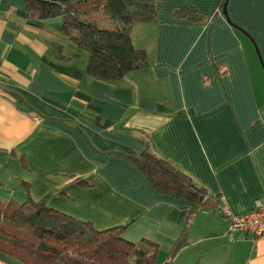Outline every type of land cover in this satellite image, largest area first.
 I'll use <instances>...</instances> for the list:
<instances>
[{
	"label": "crops",
	"instance_id": "crops-1",
	"mask_svg": "<svg viewBox=\"0 0 264 264\" xmlns=\"http://www.w3.org/2000/svg\"><path fill=\"white\" fill-rule=\"evenodd\" d=\"M152 1L155 19L136 21L130 33L147 66L103 81L86 75L87 54L61 36L60 18L41 20L23 0H0V200L46 198L96 228L126 224L130 239L166 249L189 204L156 191L128 157L145 149L235 213L264 199L256 53L264 61V0H228L230 22L223 0ZM185 4L203 21L173 17ZM215 209L210 202L192 214L169 264H264V238L229 234ZM13 261L0 252V264H20Z\"/></svg>",
	"mask_w": 264,
	"mask_h": 264
},
{
	"label": "trees",
	"instance_id": "trees-1",
	"mask_svg": "<svg viewBox=\"0 0 264 264\" xmlns=\"http://www.w3.org/2000/svg\"><path fill=\"white\" fill-rule=\"evenodd\" d=\"M23 4L38 19L60 18L61 36L86 52L85 73L94 79L116 81L148 64L146 52L132 44L130 31L136 21L155 19L152 0H23ZM172 15L193 22L204 18L188 4L174 8ZM58 49L62 58L61 46ZM128 157L156 191L189 204L186 224L165 262L157 260L156 242L124 238L126 224L99 229L89 220L49 207L46 198L34 200L29 195L22 202L0 200V252L24 264H169L186 244L192 214L206 203L216 205L218 198L149 149Z\"/></svg>",
	"mask_w": 264,
	"mask_h": 264
},
{
	"label": "built area",
	"instance_id": "built-area-1",
	"mask_svg": "<svg viewBox=\"0 0 264 264\" xmlns=\"http://www.w3.org/2000/svg\"><path fill=\"white\" fill-rule=\"evenodd\" d=\"M215 211L227 221L229 234L264 238V199L256 200L250 211L235 213L226 200L218 198Z\"/></svg>",
	"mask_w": 264,
	"mask_h": 264
},
{
	"label": "rangeland",
	"instance_id": "rangeland-1",
	"mask_svg": "<svg viewBox=\"0 0 264 264\" xmlns=\"http://www.w3.org/2000/svg\"><path fill=\"white\" fill-rule=\"evenodd\" d=\"M130 33H131V31H130ZM123 237L127 238V239H129V240H131L133 242H138L137 240L130 239L128 232L127 231L125 232V230L123 232ZM159 248H160V246L158 245V252H157L158 259L157 260H158V262H160V263L162 262L163 263V262H165L166 258L168 257V253L170 251L171 246L167 247L166 249H159ZM11 258H13V257H11ZM13 259H15V258H13ZM13 262L14 263L17 262V263H20V264H24L23 262H21L20 260H17V259H15V261H13Z\"/></svg>",
	"mask_w": 264,
	"mask_h": 264
},
{
	"label": "water",
	"instance_id": "water-1",
	"mask_svg": "<svg viewBox=\"0 0 264 264\" xmlns=\"http://www.w3.org/2000/svg\"><path fill=\"white\" fill-rule=\"evenodd\" d=\"M227 2H228V0H224L223 7H222V13H223V15H225V17L227 18V20L230 22L229 17H228V15H227ZM244 33H245V32H244ZM245 34H246V33H245ZM252 43L254 44L253 41H252ZM254 45H255V44H254ZM255 48H256V47H255ZM256 53H257V56H258V59H259V61H260V64H261L262 68H264V61H262L261 56H260V54H259L257 48H256Z\"/></svg>",
	"mask_w": 264,
	"mask_h": 264
}]
</instances>
